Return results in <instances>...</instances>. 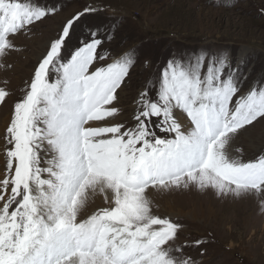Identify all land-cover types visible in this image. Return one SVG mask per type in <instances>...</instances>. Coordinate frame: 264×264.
Instances as JSON below:
<instances>
[{
    "label": "snow or ice",
    "instance_id": "obj_1",
    "mask_svg": "<svg viewBox=\"0 0 264 264\" xmlns=\"http://www.w3.org/2000/svg\"><path fill=\"white\" fill-rule=\"evenodd\" d=\"M62 11L0 0V69L13 71L21 37ZM103 11L88 3L63 16L19 95L2 81L0 107L12 103L0 128V264H197L187 249L204 241L180 243L184 225L159 214L157 197L212 192L264 212V151L230 152L264 126V78L249 82L225 50L174 54L126 108L139 50L105 47L117 23L91 19Z\"/></svg>",
    "mask_w": 264,
    "mask_h": 264
},
{
    "label": "rangeland",
    "instance_id": "obj_2",
    "mask_svg": "<svg viewBox=\"0 0 264 264\" xmlns=\"http://www.w3.org/2000/svg\"><path fill=\"white\" fill-rule=\"evenodd\" d=\"M63 6V11L46 21L42 30L29 40L21 37L25 50L14 54L16 67L5 73L0 69V86L9 80L10 89L20 94L30 69L42 53L48 35L69 13L83 5H102L104 11L91 18L96 22L117 23L116 38L106 48L115 53L136 47L139 59L132 80L122 94V103L130 108L136 88L150 72L174 54H193L200 50H225L245 62L248 81L264 78V0H47ZM145 61L149 64L146 65ZM12 101L0 107L3 128ZM242 148L243 152L236 151ZM264 151V126L257 125L237 139L230 152L245 160ZM244 199V200H243ZM159 214L184 225L180 243L195 239L202 247L187 249L197 264H264V212L253 198H214L198 191H186L157 197ZM97 202H102L97 200ZM93 210L90 201L80 218Z\"/></svg>",
    "mask_w": 264,
    "mask_h": 264
},
{
    "label": "bare ground",
    "instance_id": "obj_3",
    "mask_svg": "<svg viewBox=\"0 0 264 264\" xmlns=\"http://www.w3.org/2000/svg\"><path fill=\"white\" fill-rule=\"evenodd\" d=\"M207 195H208V197H210L211 199H216V198H218L216 195H214L212 192H207L206 193ZM222 199V198H221ZM246 199V198H245ZM244 200V199H243Z\"/></svg>",
    "mask_w": 264,
    "mask_h": 264
}]
</instances>
